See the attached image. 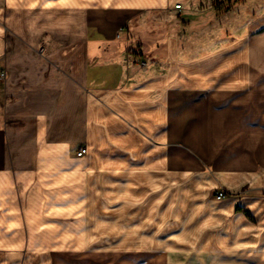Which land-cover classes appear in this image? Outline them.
<instances>
[{"label":"crops","instance_id":"1","mask_svg":"<svg viewBox=\"0 0 264 264\" xmlns=\"http://www.w3.org/2000/svg\"><path fill=\"white\" fill-rule=\"evenodd\" d=\"M192 1L0 0V264L115 238L125 215L139 234L154 220L142 208H167L172 174L212 184L196 264H264V18L224 43L176 29L162 65L128 29ZM199 16V31L220 27L214 7ZM219 186L229 196L211 199Z\"/></svg>","mask_w":264,"mask_h":264},{"label":"rangeland","instance_id":"2","mask_svg":"<svg viewBox=\"0 0 264 264\" xmlns=\"http://www.w3.org/2000/svg\"><path fill=\"white\" fill-rule=\"evenodd\" d=\"M229 5L232 7L230 6L228 10ZM179 6L181 8H177L178 5H176L171 12H152L137 21H135L134 16L128 26L133 38L135 35L140 37L144 41L143 46L150 53V57L161 65L166 56V47L162 46L163 41L169 33L176 29L182 37H187L188 41H195L202 38L201 36H204V39H211L209 36L211 35L215 41L224 43L234 39L235 34L233 32L243 27L244 24L255 23L264 18V0H193L187 6L182 3H179ZM212 7L217 9L220 15L214 22L220 27L214 26L199 31L202 27L200 22L202 19L199 14ZM204 18L210 17L206 14ZM180 19L188 24L187 30H182ZM122 35L123 39L127 41L123 33ZM158 44L161 46L159 47ZM3 105L0 87V137L3 134ZM180 146L183 145L179 142H173L172 150L174 151ZM174 155L173 168L183 164L181 160L176 158V153ZM195 157L197 158L193 152L188 151L187 158L189 160ZM210 165L208 163L199 168L190 166L188 170L197 173L209 168ZM0 167H2V161ZM183 180L179 178V175L172 174L171 181L173 183L166 190L170 191L166 209L159 211V206L141 209L142 212L150 210L152 213L150 217L154 220L153 224L146 225L144 229L145 224L141 223L139 234L135 233V224H132L131 219L128 220L129 217L125 215L121 219L123 222L114 221V226L121 229L122 234H124L122 239L121 233L115 238L93 237L91 246L86 249L79 250L68 246L57 247L50 249L47 253L42 252L46 253V257L43 259L42 253H31L30 250L24 249L22 252L12 254L10 259L18 261V264H196L198 260L201 261L202 251L207 245V243L202 242L196 253L197 226H208L210 221L215 218L213 212L216 211V208L213 204L206 205L205 203L210 185H212L210 180L197 179L192 180L189 184L182 183ZM221 191L226 193L225 198L229 196V191L224 186H219L216 191L211 192L210 198L225 199H218L217 194ZM150 196L155 201L164 200L163 195L156 196L155 192L151 193ZM128 209L124 210L127 211ZM197 218H199L198 221L192 224L193 220H197ZM197 223L198 225H196ZM184 226H186L187 231L182 230ZM148 227L154 228L155 232L153 234H149V231L143 232Z\"/></svg>","mask_w":264,"mask_h":264},{"label":"built area","instance_id":"3","mask_svg":"<svg viewBox=\"0 0 264 264\" xmlns=\"http://www.w3.org/2000/svg\"><path fill=\"white\" fill-rule=\"evenodd\" d=\"M177 8H181V6L178 5ZM6 77V73L5 71L0 70V81H2L4 78ZM87 149L86 148H80L77 155L78 157H82L84 154H86ZM218 199H222L226 197V193H224L223 191L219 192L217 194Z\"/></svg>","mask_w":264,"mask_h":264},{"label":"trees","instance_id":"4","mask_svg":"<svg viewBox=\"0 0 264 264\" xmlns=\"http://www.w3.org/2000/svg\"><path fill=\"white\" fill-rule=\"evenodd\" d=\"M230 6H231V5H229V6L227 7L228 10L230 9ZM231 7H232V6H231Z\"/></svg>","mask_w":264,"mask_h":264},{"label":"bare ground","instance_id":"5","mask_svg":"<svg viewBox=\"0 0 264 264\" xmlns=\"http://www.w3.org/2000/svg\"><path fill=\"white\" fill-rule=\"evenodd\" d=\"M176 7V6H175ZM74 201V200H73ZM76 202V201H75ZM82 205V204H81ZM75 210V209H74ZM65 212V211H64Z\"/></svg>","mask_w":264,"mask_h":264}]
</instances>
